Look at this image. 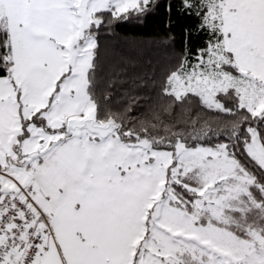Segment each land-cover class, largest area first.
<instances>
[{
  "label": "snow or ice",
  "instance_id": "1",
  "mask_svg": "<svg viewBox=\"0 0 264 264\" xmlns=\"http://www.w3.org/2000/svg\"><path fill=\"white\" fill-rule=\"evenodd\" d=\"M0 264H264V0H0Z\"/></svg>",
  "mask_w": 264,
  "mask_h": 264
},
{
  "label": "trees",
  "instance_id": "2",
  "mask_svg": "<svg viewBox=\"0 0 264 264\" xmlns=\"http://www.w3.org/2000/svg\"><path fill=\"white\" fill-rule=\"evenodd\" d=\"M166 19L161 9L156 15L148 17L142 23L132 21L123 24L116 28L114 36L105 40V44L117 54L134 55L138 50H142L144 58L151 59L154 66L175 63L176 57L184 47V29L192 24L191 21L173 17L171 29L176 39L172 45L165 47L159 44L143 43L153 41L163 35ZM201 43L200 37L196 35L191 37L190 46L193 52Z\"/></svg>",
  "mask_w": 264,
  "mask_h": 264
}]
</instances>
